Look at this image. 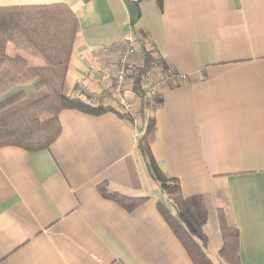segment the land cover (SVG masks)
Wrapping results in <instances>:
<instances>
[{
  "label": "crops",
  "instance_id": "crops-1",
  "mask_svg": "<svg viewBox=\"0 0 264 264\" xmlns=\"http://www.w3.org/2000/svg\"><path fill=\"white\" fill-rule=\"evenodd\" d=\"M123 1L0 0V8L64 4L75 14L66 96L97 94L100 70L128 39L136 60L142 40L182 76L158 90L155 111L151 99H136L140 115L155 119L152 157L179 183L190 214L179 219L192 234L198 226L194 239L210 259L222 210L238 232L240 264H264V0H164L161 11L156 0H130L133 27ZM98 103L115 107L107 96ZM59 121L48 150L0 149V264H193L157 210L165 196L137 150L138 130L113 113L62 111ZM103 183L146 200L127 212L98 194Z\"/></svg>",
  "mask_w": 264,
  "mask_h": 264
},
{
  "label": "trees",
  "instance_id": "trees-1",
  "mask_svg": "<svg viewBox=\"0 0 264 264\" xmlns=\"http://www.w3.org/2000/svg\"><path fill=\"white\" fill-rule=\"evenodd\" d=\"M163 1L156 0L160 11ZM77 27L75 14L64 4L0 8V149L16 147L30 153L48 150L60 135L59 114L62 111H77L93 117L113 113L132 123L128 115L113 106L99 104L89 95H84L83 99L66 96L65 80ZM140 34L142 39L147 38L143 32ZM139 43L143 64L132 71L135 79L132 91L143 101L145 96L139 81L153 67L165 63L155 57L154 49L142 40ZM10 45L18 52L16 55L7 53ZM19 52L41 61L44 67H30ZM151 101L153 112L160 102L156 97ZM140 116L143 123L138 128L141 136L137 150L175 215L162 202L156 204L157 210L193 264H214L194 239L193 234L199 233L198 226L194 223L192 234L179 219V215L190 217V214L181 197L178 181L165 176L152 157L150 147L156 141L155 119L152 115L146 118L143 111ZM96 191L127 212H133L146 200L112 192L106 183L98 185ZM218 221L221 235L219 264H240L237 230L228 225L222 210H218Z\"/></svg>",
  "mask_w": 264,
  "mask_h": 264
},
{
  "label": "built area",
  "instance_id": "built-area-1",
  "mask_svg": "<svg viewBox=\"0 0 264 264\" xmlns=\"http://www.w3.org/2000/svg\"><path fill=\"white\" fill-rule=\"evenodd\" d=\"M133 44V40L128 39L117 46L116 60L100 70L99 92L91 97L95 101L101 100L104 96L109 97L119 112L129 116L132 120L130 125L137 131L141 125V116L136 99L140 98L132 91L135 79L131 77L129 70L133 64H137L136 67H141L143 62L142 57L136 60V50ZM102 52L107 54L108 51L103 48ZM183 79L182 76L175 75L167 64H161L149 70L139 82L145 98L153 99L157 97L158 90L167 87L172 82L179 83Z\"/></svg>",
  "mask_w": 264,
  "mask_h": 264
},
{
  "label": "water",
  "instance_id": "water-1",
  "mask_svg": "<svg viewBox=\"0 0 264 264\" xmlns=\"http://www.w3.org/2000/svg\"><path fill=\"white\" fill-rule=\"evenodd\" d=\"M123 3L129 14V25L133 27L139 19L138 9L136 5L132 3L130 0H124Z\"/></svg>",
  "mask_w": 264,
  "mask_h": 264
},
{
  "label": "rangeland",
  "instance_id": "rangeland-1",
  "mask_svg": "<svg viewBox=\"0 0 264 264\" xmlns=\"http://www.w3.org/2000/svg\"><path fill=\"white\" fill-rule=\"evenodd\" d=\"M90 95V94H89ZM91 96V95H90ZM96 102H98V101H96ZM151 100H148V103H147V109H148V111H149V113L151 112V109H150V105H151ZM115 106V105H114ZM117 106H115V108H116ZM117 109V108H116ZM139 128V127H138ZM139 133V132H138ZM140 134V133H139ZM138 134V136H141V134L139 135ZM161 201H162V199H161ZM164 204H166L168 207H169V209H170V211L175 215V212L172 210V208L169 206V204H168V202H167V200H166V198H165V200H164V202H163ZM210 255V259H211V261L214 263V264H219L220 263V260L218 259V254H217V252H215V254H209Z\"/></svg>",
  "mask_w": 264,
  "mask_h": 264
}]
</instances>
